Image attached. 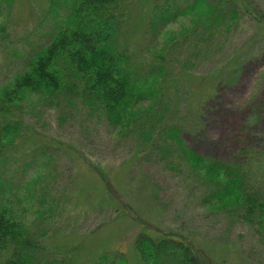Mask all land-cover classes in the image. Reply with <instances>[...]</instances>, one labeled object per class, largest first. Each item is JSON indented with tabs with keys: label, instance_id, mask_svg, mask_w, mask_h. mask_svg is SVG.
<instances>
[{
	"label": "rangeland",
	"instance_id": "rangeland-1",
	"mask_svg": "<svg viewBox=\"0 0 264 264\" xmlns=\"http://www.w3.org/2000/svg\"><path fill=\"white\" fill-rule=\"evenodd\" d=\"M51 1L58 3L0 1V83L47 39ZM151 1L125 0L117 35L135 63L160 55L164 64L162 87L145 117L157 127L178 125L183 143L210 159L260 154L264 19L243 11L228 28L215 25L203 40L205 26L191 32L195 12L151 30ZM252 2L264 14V0ZM151 99L133 107L129 122H113L77 97L33 93L25 100L20 116L26 132L1 166L13 177L11 204L43 253L66 264H92L103 251L119 247L127 264H143L134 238L145 227L187 237L202 264H264L255 225L205 202L196 175L185 165L167 168L149 151L148 135L138 132L134 116L143 117ZM257 160L249 159L252 168Z\"/></svg>",
	"mask_w": 264,
	"mask_h": 264
},
{
	"label": "trees",
	"instance_id": "trees-1",
	"mask_svg": "<svg viewBox=\"0 0 264 264\" xmlns=\"http://www.w3.org/2000/svg\"><path fill=\"white\" fill-rule=\"evenodd\" d=\"M124 1L49 2L47 39L26 52L23 67L0 83V264H66L62 258L43 253L39 240L16 213L10 200L13 177L1 166L14 140L26 132L20 112L33 93L54 99L77 97L113 122L124 118L129 122L133 107L149 95L150 103L140 112L143 117L134 116L138 118V132L148 135L149 151L167 168L181 170L185 165L204 187L202 199L215 204L217 210L231 209L255 225L264 244V151L244 153L243 160L210 159L183 143L178 125L157 127L145 117L159 95L158 87H162L159 79L164 64L160 55L150 62L135 63L128 50L120 46L117 35ZM151 9V30L176 16L195 12L191 32L205 26L208 30H204L203 40L215 25L228 28L243 11L264 19L252 0H152ZM252 158L258 159L255 168L249 161ZM134 247L143 264H202L189 239L173 231L144 227L136 234ZM92 264H127V260L118 247L103 251Z\"/></svg>",
	"mask_w": 264,
	"mask_h": 264
}]
</instances>
